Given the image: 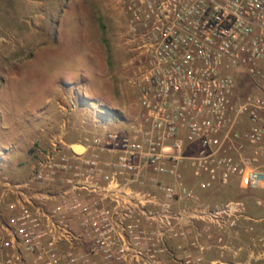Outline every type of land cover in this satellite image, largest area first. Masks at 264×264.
Segmentation results:
<instances>
[{
	"label": "built area",
	"instance_id": "1",
	"mask_svg": "<svg viewBox=\"0 0 264 264\" xmlns=\"http://www.w3.org/2000/svg\"><path fill=\"white\" fill-rule=\"evenodd\" d=\"M112 1L134 111L81 152L53 136L25 176L0 167V264H199L191 228L243 207L197 189L264 190V0Z\"/></svg>",
	"mask_w": 264,
	"mask_h": 264
},
{
	"label": "rangeland",
	"instance_id": "2",
	"mask_svg": "<svg viewBox=\"0 0 264 264\" xmlns=\"http://www.w3.org/2000/svg\"><path fill=\"white\" fill-rule=\"evenodd\" d=\"M123 23V16L112 0H0V48L7 50L26 44L22 51L17 49L13 53L17 72L0 89V165L5 162L9 168L11 163L18 162L14 167L16 175H27L31 163L46 147L41 149L34 143L26 148V136L43 131L55 136L64 117L69 121L61 135L73 144L86 141L85 137L90 136L89 125L95 121L118 123L123 115L128 116V111H134L123 67L126 59L120 35ZM97 30L102 34L107 71L95 56L93 40ZM3 78L0 75V85ZM26 103L30 110L41 106L55 111L74 110L71 114L60 112L47 118L39 115L42 111H35L29 127L24 128L13 123L11 115ZM197 191L200 200L210 206L242 204V215L233 226H237V232L211 231L217 241L221 237L220 243L235 247L230 250L225 246L223 261L264 264V258L254 259V253L264 251V190H251L233 180L219 188ZM238 245L243 248L237 250Z\"/></svg>",
	"mask_w": 264,
	"mask_h": 264
},
{
	"label": "crops",
	"instance_id": "3",
	"mask_svg": "<svg viewBox=\"0 0 264 264\" xmlns=\"http://www.w3.org/2000/svg\"><path fill=\"white\" fill-rule=\"evenodd\" d=\"M33 32V31H32ZM32 32L28 33V36H30L32 34ZM95 39L94 41V51H95V56L96 58H98V64L101 65V68L105 71L108 70V61H107V55L104 52V49L101 45V37L102 34L99 32V30L96 31V33L94 34ZM27 37V35H26ZM26 44H24L25 46ZM23 47H16V46H12L10 48H8L7 50L4 49L3 47L0 48V75H4V78L2 79V85H0V89L3 85L7 84V79L8 80H12L14 78V75L17 72V62H15L14 59H16L15 55H13V53L15 54L17 49L18 51H22ZM4 50L7 52H4ZM2 54V55H1ZM84 72L81 71L80 72V77L81 79L84 78L83 77ZM86 78V77H85ZM61 96H64V94L62 93ZM1 99V96H0ZM57 101L58 104H62L60 102V97L57 96ZM63 106V105H62ZM27 103L24 104V106H19L18 109H16L14 112H12V119H13V123H19L20 126H23L24 128H28L29 127V120L32 119L34 117V115L36 114L35 111H42L39 115H41V117L47 118L49 116H57L60 112H62L64 115H66V113L71 114V111H73L74 109H71L69 111H55L54 108L52 107H45V106H41V107H37L35 110L34 109H28L27 108ZM75 108V107H74ZM124 108V107H123ZM58 110V109H57ZM60 110V109H59ZM62 110V109H61ZM33 111V112H32ZM8 112V111H7ZM97 114H99V112H97ZM126 115L122 116V119H126L125 118ZM22 119V120H21ZM63 120V119H62ZM123 120H121L120 122H113V123H108V122H103L102 123H107L108 125H110L111 127H115V126H119L123 123ZM97 121H95L94 123H92V125H89V135H91V133L95 130L94 129V124ZM57 123V122H56ZM61 123L62 121H60V123H58L59 126V132H57L55 135L57 134H62L63 130L61 128ZM4 128H8L7 124L2 125ZM54 136V135H53ZM53 136H48V134L43 131L41 133H37L35 135H28L26 136V141H28V143L26 144V148H28L30 146V144H34V143H38V146H41V149H44L45 147L48 146L49 141L51 140V138ZM88 136L85 137V139H87ZM66 141V140H65ZM73 141H68L69 145L72 144ZM4 150H6V148H3ZM41 151V150H40ZM18 162L15 163H11V167L7 168L6 165L7 163H2V165H0V167L3 168L4 172L6 174H8L10 177L13 178H17V177H21L16 175L15 173V166L18 165ZM5 167L7 168L5 170ZM23 176V175H22ZM192 230V235L195 236L194 231L195 230H199L200 233L202 234L201 236H199V240H200V245L202 246L201 250H196L198 252H201V255L203 256V261L199 264H216V260H223L222 257L225 254V246H227V248H230V250H234L235 247L233 246H228V244H222L220 242H218L216 240V238H213L211 231L213 230H217V231H225L228 230L229 232H237V226L236 227H230V226H225L224 228H218L215 225L211 224V223H203V222H197L195 227L191 228ZM210 234V235H209ZM208 235L210 237H208ZM233 247V248H232ZM241 245L237 246V250L241 249ZM243 248V247H242ZM235 253H237L235 251ZM258 258H264V251L262 253H254V259L257 260ZM165 264H171V262L166 261ZM224 264H236V262L232 263V262H226Z\"/></svg>",
	"mask_w": 264,
	"mask_h": 264
},
{
	"label": "water",
	"instance_id": "4",
	"mask_svg": "<svg viewBox=\"0 0 264 264\" xmlns=\"http://www.w3.org/2000/svg\"><path fill=\"white\" fill-rule=\"evenodd\" d=\"M71 148L73 149V151L79 152L84 149V145L80 142H76L71 144Z\"/></svg>",
	"mask_w": 264,
	"mask_h": 264
}]
</instances>
